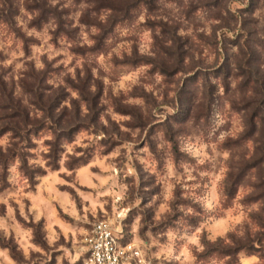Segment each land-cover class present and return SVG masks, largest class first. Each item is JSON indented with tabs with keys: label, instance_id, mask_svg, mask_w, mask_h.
<instances>
[{
	"label": "rangeland",
	"instance_id": "374dc122",
	"mask_svg": "<svg viewBox=\"0 0 264 264\" xmlns=\"http://www.w3.org/2000/svg\"><path fill=\"white\" fill-rule=\"evenodd\" d=\"M98 223L264 264V0H0V264H89Z\"/></svg>",
	"mask_w": 264,
	"mask_h": 264
},
{
	"label": "built area",
	"instance_id": "2783aa9c",
	"mask_svg": "<svg viewBox=\"0 0 264 264\" xmlns=\"http://www.w3.org/2000/svg\"><path fill=\"white\" fill-rule=\"evenodd\" d=\"M89 264H138L139 250L130 242H121L109 226L95 224L86 237Z\"/></svg>",
	"mask_w": 264,
	"mask_h": 264
},
{
	"label": "trees",
	"instance_id": "16d2710c",
	"mask_svg": "<svg viewBox=\"0 0 264 264\" xmlns=\"http://www.w3.org/2000/svg\"><path fill=\"white\" fill-rule=\"evenodd\" d=\"M86 160H84L83 158H80L78 160V164L77 165H81V164H85ZM254 248L250 247V246H246L244 244H238L237 246H235L234 248H229L226 250V253L228 255H236L238 254L240 251H244L246 253H251V251H253Z\"/></svg>",
	"mask_w": 264,
	"mask_h": 264
}]
</instances>
